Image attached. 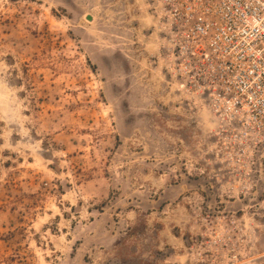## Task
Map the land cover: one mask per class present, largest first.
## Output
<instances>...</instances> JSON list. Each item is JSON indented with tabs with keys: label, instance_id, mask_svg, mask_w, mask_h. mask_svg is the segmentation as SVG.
Returning a JSON list of instances; mask_svg holds the SVG:
<instances>
[{
	"label": "rangeland",
	"instance_id": "374dc122",
	"mask_svg": "<svg viewBox=\"0 0 264 264\" xmlns=\"http://www.w3.org/2000/svg\"><path fill=\"white\" fill-rule=\"evenodd\" d=\"M164 0H0V264H264V140L177 71Z\"/></svg>",
	"mask_w": 264,
	"mask_h": 264
},
{
	"label": "built area",
	"instance_id": "2783aa9c",
	"mask_svg": "<svg viewBox=\"0 0 264 264\" xmlns=\"http://www.w3.org/2000/svg\"><path fill=\"white\" fill-rule=\"evenodd\" d=\"M177 71L264 140V0H164Z\"/></svg>",
	"mask_w": 264,
	"mask_h": 264
}]
</instances>
